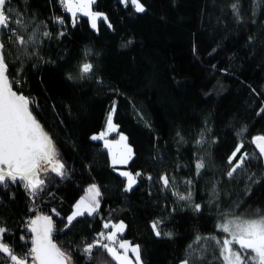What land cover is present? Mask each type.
Returning a JSON list of instances; mask_svg holds the SVG:
<instances>
[{"label":"trees","instance_id":"16d2710c","mask_svg":"<svg viewBox=\"0 0 264 264\" xmlns=\"http://www.w3.org/2000/svg\"><path fill=\"white\" fill-rule=\"evenodd\" d=\"M234 2L141 0L145 12L137 13L121 0H95L92 10L107 21L99 19L94 29L81 15L75 24L69 15L65 24L57 23L59 0H12L31 25L21 34L27 39L39 27L37 43L27 49L30 56L17 59L16 47L4 37L14 61L9 76L19 81L13 89L34 102L33 114L67 169L64 179L52 175L35 200L19 184L0 189V226L9 230L5 242L17 254L31 246L28 221L42 214L53 218V241L71 254L72 264H114L100 249L87 261L82 248L106 231L104 223L120 222L126 225L121 238L140 246L142 264L185 259L220 264L214 243L197 244L196 238H223L217 224L224 211L248 217L257 209L264 213V164L253 143L264 135V0L259 6L240 0L239 20L230 7ZM45 30L51 38L42 35ZM85 62L94 72L80 78ZM210 67L219 74L206 85ZM113 108L114 122L133 152L123 169L140 173L131 191H125L127 179L111 164L103 142L91 139L105 128ZM240 144L249 158L245 170L230 180L228 159ZM200 158L205 167L197 176ZM252 173L254 180L247 179ZM164 175L170 181L167 190L160 180ZM91 185L101 192L98 212L66 228V218ZM214 187L219 198L210 203ZM173 190H191L201 212L179 201ZM155 221L160 237L151 226ZM0 264H7L2 255Z\"/></svg>","mask_w":264,"mask_h":264},{"label":"snow or ice","instance_id":"6c2138e0","mask_svg":"<svg viewBox=\"0 0 264 264\" xmlns=\"http://www.w3.org/2000/svg\"><path fill=\"white\" fill-rule=\"evenodd\" d=\"M60 2L64 10L71 14L73 24L78 19L77 13L89 17L94 29L97 28L98 19L107 21L106 16L91 10V5L95 0H60ZM121 2L126 7L131 4L137 13L145 12V6L141 0H121ZM254 2L259 6L260 0H254ZM230 7L239 20L240 0H235ZM56 22L64 23L59 18ZM29 27L31 25L23 19L22 14L12 7V0H0V189L19 184L35 200L45 191L47 184L52 180V175L64 179L67 176V169L60 159V153L53 138L33 114L34 102L22 92L18 93L13 89V84L19 81L9 76V63H14V61L11 60V50L5 47L4 37L6 36L7 41L16 47L17 59L20 55L30 56L32 54L28 53L27 49L30 45L37 43L36 33L39 27L37 26L26 39L21 33L28 32ZM42 35L51 38V33L47 30L43 31ZM60 35L63 36L64 33L61 32ZM87 54L86 52L85 55ZM18 70L23 71L22 64L18 66ZM93 72L92 63L85 62L79 68L80 78H88ZM67 79L72 80L73 76L69 74ZM114 113L115 108L107 117L106 131L91 137L93 140H104V147L110 150L113 167L117 164H126L132 155L131 148L125 143L127 140L125 136L121 135L115 143H110L105 139L109 133L117 131V126L113 123ZM201 135L203 137V134ZM203 142L202 138L197 141V144L202 146ZM253 143L258 149L259 157L264 158V135L254 137ZM242 147L243 144H240L228 159L231 167L226 175L230 180L245 170V161L249 158V154L247 152L241 154ZM115 148L120 150L113 151ZM237 154H240L239 160L236 159ZM233 161L236 162L233 163ZM204 167L203 158L198 159L195 163L197 176H200ZM121 175L127 177L125 191H131L140 173L133 175L131 172H122ZM254 177L255 173H252L247 176V179L254 180ZM148 179H151V176ZM160 180L164 189L170 188L167 175L162 176ZM174 182L173 177L172 183ZM184 183L189 185L190 189L192 181L187 180ZM87 193L86 196L80 198L75 204V210L66 218V228L73 227V222L78 217H83L85 214L93 216L98 212L100 189L96 185H91ZM172 194L179 201L189 202L194 212H201L202 206L194 202L191 190L187 194L173 190ZM212 195L213 199L210 203H214L219 198L215 187ZM221 215L223 219L218 222L217 230L224 234L223 238L197 237L196 243L211 240L218 251L217 259L220 264H264V213L257 209V215L252 217L230 214L229 211H224ZM159 223L155 221L151 225L157 237L162 235L158 227ZM26 227L31 233V246L23 254H17L5 242V236L9 230L0 226V255L6 258L7 264H72L71 254L58 247L53 241L55 226L51 216L36 215L28 221ZM103 228L106 231H101L91 243H85L82 248V254L87 261L92 260L94 250L100 249L110 257L114 264H133L129 252L132 253L135 264H142L140 246L132 245L121 238L126 228L123 222L104 223ZM108 229L111 231H107ZM165 235L168 238L172 237L171 233ZM20 239L25 240V237L22 236ZM206 250L207 245L205 244L201 251L203 253ZM199 259H203V254ZM182 264H192V262L190 259H185Z\"/></svg>","mask_w":264,"mask_h":264},{"label":"rangeland","instance_id":"374dc122","mask_svg":"<svg viewBox=\"0 0 264 264\" xmlns=\"http://www.w3.org/2000/svg\"><path fill=\"white\" fill-rule=\"evenodd\" d=\"M185 50H187V47H185ZM218 74H219V72H218L217 70H215L214 68H212V67L208 68V69H207V72H206V75H205V77H204V79H203V82H204L206 85H211V84L213 83V81L215 80V78L218 76ZM113 123L117 126V131H113V132L109 133V134L105 137V139H106L107 141H109L110 143H115L116 141H118L121 135L125 136V134L119 132V127H118V125L114 122V114H113ZM106 129H107V121H106L105 128H104L101 132H105ZM101 132H99V133H97V134H95V135H99ZM93 136H94V135H93ZM125 137H126V136H125ZM126 138H127V137H126ZM95 141H101V142H103V144H104V140H95ZM125 143L127 144L128 147H130V145H129V143H128V140H126ZM104 148H105L106 150H108L109 155H110V159H111V164H112V156H111L110 150H109V148H106V147H104ZM130 148H131V147H130ZM119 150H120L119 148H115V149H113V151H119ZM131 150H132V148H131ZM132 157H133V152H132V155H131L130 159H128V161H127L126 164H117V165H115L117 171H118L120 174H121L122 172H129V171H127V170H124L123 167H125L126 165L129 164V162L131 161ZM122 176H123V175H122ZM124 177H125V176H124ZM125 178L127 179V177H125ZM136 183H137V182H136ZM136 183H135V185H136ZM135 185H134V186H135ZM134 186H133V187H134ZM87 194H88V193L86 192V194H85L84 196H86ZM99 200H100V198H99ZM99 208H100V206H99ZM74 210H75V207H74ZM98 210H99V209H98ZM129 256H130V258L133 260V264H135V260H134V257H133V255H132L131 252H129Z\"/></svg>","mask_w":264,"mask_h":264},{"label":"built area","instance_id":"2783aa9c","mask_svg":"<svg viewBox=\"0 0 264 264\" xmlns=\"http://www.w3.org/2000/svg\"><path fill=\"white\" fill-rule=\"evenodd\" d=\"M59 7H60V9H61L62 15L59 16L58 18H59V19H62V20L64 21L63 24H65V17H64V16H65V15H69V13H68L67 11L64 10V8H63V6H62L60 0H59ZM5 39L7 40V37H6V36H5ZM17 92H18V91H17ZM18 93H19V92H18Z\"/></svg>","mask_w":264,"mask_h":264},{"label":"crops","instance_id":"0c3cea01","mask_svg":"<svg viewBox=\"0 0 264 264\" xmlns=\"http://www.w3.org/2000/svg\"><path fill=\"white\" fill-rule=\"evenodd\" d=\"M91 10H92V5H91ZM93 11V10H92ZM94 12V11H93ZM79 15H81V16H84L82 13H77V17L79 16ZM69 16H70V18L72 19V17H71V14L69 13ZM84 17H86V18H88L89 19V21H90V23H91V20H90V18L89 17H87V16H84ZM99 20V19H98ZM98 20H97V22H98ZM73 21V20H72ZM100 198V197H99ZM125 231V230H124ZM124 233V232H123Z\"/></svg>","mask_w":264,"mask_h":264},{"label":"water","instance_id":"95a60500","mask_svg":"<svg viewBox=\"0 0 264 264\" xmlns=\"http://www.w3.org/2000/svg\"><path fill=\"white\" fill-rule=\"evenodd\" d=\"M255 148H256V146H255ZM256 150L258 152V149H256ZM262 160H263V164H264V158H262ZM38 215H42V214H38ZM52 220H53V218H52ZM53 223H54V220H53ZM30 235H31V233H30ZM53 235H54V231H53ZM52 238H53V236H52Z\"/></svg>","mask_w":264,"mask_h":264}]
</instances>
